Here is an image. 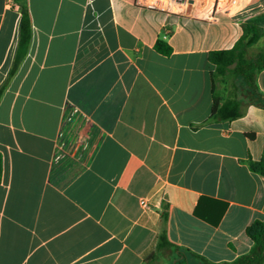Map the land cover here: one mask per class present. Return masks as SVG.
Instances as JSON below:
<instances>
[{"label":"crops","instance_id":"obj_1","mask_svg":"<svg viewBox=\"0 0 264 264\" xmlns=\"http://www.w3.org/2000/svg\"><path fill=\"white\" fill-rule=\"evenodd\" d=\"M27 5L31 40L7 80L20 12L0 0V264H199L145 259L163 203L171 243L214 263L248 253L245 229L264 219V177L248 167L261 157L264 108L245 102L238 118L205 123L208 52L232 47L240 25L133 0ZM255 82L264 98V70Z\"/></svg>","mask_w":264,"mask_h":264},{"label":"trees","instance_id":"obj_2","mask_svg":"<svg viewBox=\"0 0 264 264\" xmlns=\"http://www.w3.org/2000/svg\"><path fill=\"white\" fill-rule=\"evenodd\" d=\"M18 5L20 17L18 26V45L12 66L9 70L7 80L15 73L22 58L25 56L31 40V19L27 0H14ZM240 25L241 35L232 47L227 49H216L208 52V60L214 69L210 72L212 105L208 119L205 123L233 120L242 114L241 105L245 102L257 104L264 108V98L259 93L255 77L256 73L264 70V39L263 49L254 55L249 53L250 48L264 36V20L253 18L242 22ZM154 49L168 55L170 46L161 39L154 43ZM227 85L229 94L221 96V86ZM5 84L0 88V96ZM251 171L264 177V145L261 157L258 161H248ZM0 176H1V154H0ZM202 201V199H201ZM200 203V201H199ZM166 205L163 203L161 213L162 226L156 235L153 250L145 258L154 259L158 252L175 253V260L180 262L181 258L189 254L199 264H264V219H255L245 229V234L252 242L248 253L243 254L231 262L214 263L204 257L184 250L171 243L165 232L164 222L166 220ZM194 214L211 225H216L218 219L210 220L198 212V204Z\"/></svg>","mask_w":264,"mask_h":264},{"label":"built area","instance_id":"obj_3","mask_svg":"<svg viewBox=\"0 0 264 264\" xmlns=\"http://www.w3.org/2000/svg\"><path fill=\"white\" fill-rule=\"evenodd\" d=\"M12 0H7L10 3ZM262 0H133L142 8L161 11L168 15L187 16L217 21L224 15L237 24L255 18ZM263 8V7H262ZM145 205L144 201H140Z\"/></svg>","mask_w":264,"mask_h":264},{"label":"rangeland","instance_id":"obj_4","mask_svg":"<svg viewBox=\"0 0 264 264\" xmlns=\"http://www.w3.org/2000/svg\"><path fill=\"white\" fill-rule=\"evenodd\" d=\"M10 3L12 4V3H15V2H14V0H12ZM263 39H264V36H262L260 38V40L250 48L249 53L251 55H254L256 52H258V51L263 49ZM227 89H228V86L225 85V90H224L225 92L222 93L223 95H227Z\"/></svg>","mask_w":264,"mask_h":264}]
</instances>
